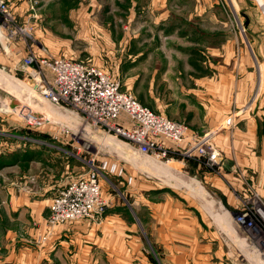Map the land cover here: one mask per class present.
Here are the masks:
<instances>
[{
	"label": "rangeland",
	"instance_id": "obj_1",
	"mask_svg": "<svg viewBox=\"0 0 264 264\" xmlns=\"http://www.w3.org/2000/svg\"><path fill=\"white\" fill-rule=\"evenodd\" d=\"M10 1L17 6L16 26L31 28L33 43L29 44L37 54L99 68L153 113L184 124L197 142L207 138L218 165L210 166L209 157L199 151L183 157L185 149L171 154L174 161L166 164L135 153L106 131L83 134L82 141L92 146L78 151L76 142L53 125L29 126L12 114L13 108L25 105L32 106L31 119L63 121L67 117L43 101L24 74L0 69V160L15 155L22 160L26 154L39 157L28 164L0 168L1 258L8 252L6 235L11 232L16 248L13 264H48L44 254L51 258L50 264H175L169 247L154 245L147 231L153 220L149 217L142 223L141 217L140 221L139 214L148 210L145 204L172 212V223L184 220L177 208H191L200 228L204 223L209 227L205 235L198 233L199 240L211 238L213 222L220 226L216 214L222 207L228 209L229 199L233 219L246 200L259 199L264 207L250 173L255 169L244 158L247 155L242 153L241 160L235 157L237 143L245 144L244 153L249 143L254 149L258 146L256 155L264 158L259 151V146L264 147V0H168L169 7L160 6L159 0ZM250 130L258 133L255 136ZM106 161L122 166L123 173L103 171L104 211L127 209L122 213L127 227L102 230L101 224L94 228L98 249L87 240L80 246L95 256L92 262H83L81 250L74 261L61 260L58 244L46 243L54 228L73 222L50 223V208L69 182L84 178L91 164ZM214 175L223 177L229 199H222L212 185ZM161 190L172 203L150 195ZM171 214L164 216L167 223ZM220 231L223 234L218 236L228 235ZM187 264H191L189 258Z\"/></svg>",
	"mask_w": 264,
	"mask_h": 264
},
{
	"label": "built area",
	"instance_id": "obj_2",
	"mask_svg": "<svg viewBox=\"0 0 264 264\" xmlns=\"http://www.w3.org/2000/svg\"><path fill=\"white\" fill-rule=\"evenodd\" d=\"M30 29L28 25L18 28L9 2L0 0V31L4 32L6 41L2 52L9 55L11 45L25 44L26 53L19 58L14 71L24 74L36 87L37 94L71 119L49 121L52 119L47 117L48 120H44L42 116V121L31 119L32 106L25 105L13 108V115L29 126L53 125L54 130H61L63 137L76 142L78 151H89L87 149L92 146L91 143L85 145L82 134L89 135V130L96 133L106 131L124 140L135 153L164 160L166 164L174 161L171 154H180L185 149L181 154L183 157H190L199 151L209 157L210 166L218 165L217 153L206 143L207 138L197 142L184 124L153 113L131 93L122 91L119 82L99 68L67 58L37 54L29 44L33 41ZM73 128L76 130L73 131ZM109 162H101L99 166L91 164L84 178L69 182L58 192L50 208V223L100 218L105 214L100 192L103 171L118 176L123 173L122 166L118 168L116 163ZM234 221L252 239L253 248L264 259V207L259 199L241 203Z\"/></svg>",
	"mask_w": 264,
	"mask_h": 264
},
{
	"label": "crops",
	"instance_id": "obj_3",
	"mask_svg": "<svg viewBox=\"0 0 264 264\" xmlns=\"http://www.w3.org/2000/svg\"><path fill=\"white\" fill-rule=\"evenodd\" d=\"M15 1L27 3L26 0H15ZM8 2H10L9 4L12 7V9L15 8V10L13 9V13L16 16L17 6L12 4L10 0H8ZM159 2H160V6L169 7L168 0H159ZM154 5H157V2L153 3V6ZM130 6L134 7V4L130 2ZM161 15H166V14L162 13ZM160 17H164V16H160ZM3 35L4 32L0 31V69L3 70L12 69L14 73L15 64L18 62L19 58L25 55V51L27 50V48L23 43H19L18 45H16V47L14 44L10 46L11 48L9 55H5L4 52H2V47L5 45L6 42L3 38ZM250 131L251 133H254L255 136L256 133H258V130L257 132L256 130H250ZM237 145L239 148L236 149L235 157L238 156L239 160H241L242 153L243 155H247L248 158L247 157L244 158L247 161L246 163L250 164L248 166H251L253 169H255L254 171H250V173L255 176V182L257 184L256 187L258 188V190L261 191V197L264 200V158L257 157L255 150H257L258 146H256V148L254 149V147H251L252 145L250 146V144L248 143L249 151L248 153L246 152L244 153V151L246 150L244 148L245 144L242 145V143H237ZM259 151H260V155L263 156L264 147L259 146ZM258 159L260 160L263 159V160L260 163L258 162ZM210 180L212 185L218 190V192L222 194L221 196L220 195L219 196L222 199L224 197L226 199H229L227 197L228 194L230 193L229 188H226L227 186L225 187L223 177H218L217 175H214L211 176ZM233 180L236 183L238 181L236 180L235 177L233 178ZM204 183H208V182L204 181ZM154 194L157 195L158 197L162 196L165 198V200L172 203V199L170 198V196L167 193H163L162 190L160 192H152L150 194L153 195L152 198H155ZM208 202L211 203V201ZM227 203L229 205L228 209L222 207L221 209H219V212L216 214V217L218 219L216 220L217 221L216 223L219 224V221L222 223H220V226L218 225L215 226V223L213 222L214 229L212 230L214 232H212L211 238L208 239H202V240L198 239V233H202L203 235H205V229L206 228L209 229V227L207 226L206 223H204L203 226L204 228H200V224L198 223L197 220L198 217L194 215L197 213H194L191 208H185V209L181 207L177 208L176 211L178 210L184 216L183 218L184 220L176 221L174 223H172V217H173V214H171L172 212L168 213L171 214L170 217L171 220L170 222L167 223L166 217H164L165 215H168L167 213L162 212L161 208L159 207L151 208L149 204H145V206L151 212L149 213V211L147 210L146 214L147 213L149 214L146 215L145 210H143V212L139 214V218L141 221V217H142V223L148 220L149 217L153 220V225L151 226V228H148L149 226L148 224H144V226L148 228L147 231L149 232V234L152 235L155 246L169 247V249H171L170 259L172 260V262L174 261L175 264H187L188 258H189V262L191 261V264H194V261L195 264H264V259L258 251L255 250V254L251 252L252 248L250 245L253 246L252 239L246 234V232L243 230L242 227L234 223L233 209H232L233 205H231L230 199L228 200ZM156 205L158 206V204ZM124 209L125 208H117L116 210L109 209L107 210V213L104 214V216H102V218L92 217L89 218L88 220L76 221L73 223H69L67 225H62L57 228H54L53 231L54 233L52 234L51 238L47 240L46 244L47 245L58 244V247L60 248L59 255L61 260L66 261L67 258H73L72 260L70 259L68 261H74L75 258L80 257L78 256V254L80 255V250L84 251L80 248V246H82L83 244L82 240H87L84 242L85 243L89 242L92 248L98 249L97 247L98 244L96 243L93 233L94 228L97 229L96 228L97 226L103 224V227H101L102 230H105L107 228L113 229L114 227H124L126 229L127 223H125V225L123 226V222H125L123 214L125 210L127 211V209L125 210ZM206 211L209 213L210 216H212L213 214L212 212L208 211L207 209ZM220 229L226 231L228 235L218 236L217 233L220 234L221 232ZM38 231L40 230L38 229ZM221 233L223 234V232ZM6 236L9 239L7 241L8 245L6 247L8 249V252L6 253V256H4L3 258H1L2 256H0V264H6V263L13 264L12 263L13 257L16 256L15 255L16 248L13 245L14 237L11 232H8ZM78 241H80V245L77 243ZM109 245L112 246V244L110 243ZM224 245H226V248H224L225 247ZM88 246L84 245V247L86 248H88ZM70 247L72 248V250H70ZM24 252L25 251L19 253H24ZM84 252L85 253L82 255L83 262L84 263H88L89 261L92 262L91 258L92 256L93 257L95 256L89 251L88 252L84 251ZM103 254L108 255V251H103ZM59 255H57L56 261L60 259ZM181 257H184V260H181L180 259ZM42 258L43 260L47 261L48 264H50L51 258H49L48 255L45 256L44 254ZM156 261L157 260L155 259V262Z\"/></svg>",
	"mask_w": 264,
	"mask_h": 264
},
{
	"label": "trees",
	"instance_id": "obj_4",
	"mask_svg": "<svg viewBox=\"0 0 264 264\" xmlns=\"http://www.w3.org/2000/svg\"><path fill=\"white\" fill-rule=\"evenodd\" d=\"M24 153H27V150H25ZM11 157L10 159L0 160V168H3L5 166L15 165L17 163H23V162H27L28 164L31 160L39 158L35 156V154H26L25 158L22 160L18 159L17 155Z\"/></svg>",
	"mask_w": 264,
	"mask_h": 264
},
{
	"label": "bare ground",
	"instance_id": "obj_5",
	"mask_svg": "<svg viewBox=\"0 0 264 264\" xmlns=\"http://www.w3.org/2000/svg\"><path fill=\"white\" fill-rule=\"evenodd\" d=\"M42 100L43 101H45L47 104H49L45 99H43V97H42ZM62 114H64V113H62ZM33 115V114H32ZM35 116V115H34ZM62 116V115H61ZM66 116V115H65ZM33 117V116H32ZM69 119H71V116H67L66 118H63V121L64 120H69ZM70 124H72V123H70ZM85 134V133H84ZM83 135V134H82ZM167 170V169H166ZM169 171V170H168Z\"/></svg>",
	"mask_w": 264,
	"mask_h": 264
}]
</instances>
